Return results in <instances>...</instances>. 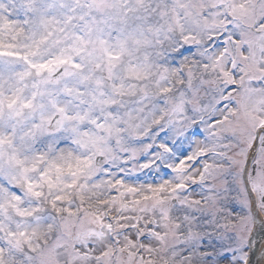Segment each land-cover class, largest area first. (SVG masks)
<instances>
[{
	"label": "snow or ice",
	"instance_id": "1",
	"mask_svg": "<svg viewBox=\"0 0 264 264\" xmlns=\"http://www.w3.org/2000/svg\"><path fill=\"white\" fill-rule=\"evenodd\" d=\"M0 264H264V0H0Z\"/></svg>",
	"mask_w": 264,
	"mask_h": 264
}]
</instances>
